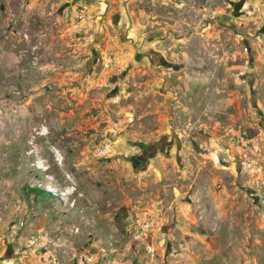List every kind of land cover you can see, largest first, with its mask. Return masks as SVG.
Here are the masks:
<instances>
[{"label":"rangeland","instance_id":"1","mask_svg":"<svg viewBox=\"0 0 264 264\" xmlns=\"http://www.w3.org/2000/svg\"><path fill=\"white\" fill-rule=\"evenodd\" d=\"M0 264H264V0H0Z\"/></svg>","mask_w":264,"mask_h":264},{"label":"built area","instance_id":"2","mask_svg":"<svg viewBox=\"0 0 264 264\" xmlns=\"http://www.w3.org/2000/svg\"><path fill=\"white\" fill-rule=\"evenodd\" d=\"M143 228H144V229H148V228H149V225H148V224H144V225H143Z\"/></svg>","mask_w":264,"mask_h":264},{"label":"bare ground","instance_id":"3","mask_svg":"<svg viewBox=\"0 0 264 264\" xmlns=\"http://www.w3.org/2000/svg\"><path fill=\"white\" fill-rule=\"evenodd\" d=\"M37 165H38L39 167H40V166H43V164H42V163H38Z\"/></svg>","mask_w":264,"mask_h":264}]
</instances>
